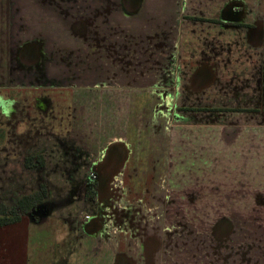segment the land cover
Masks as SVG:
<instances>
[{"label": "crops", "instance_id": "obj_1", "mask_svg": "<svg viewBox=\"0 0 264 264\" xmlns=\"http://www.w3.org/2000/svg\"><path fill=\"white\" fill-rule=\"evenodd\" d=\"M228 1L121 0L130 11L154 10L150 18L123 21L129 32L126 38L123 34L124 42H131L134 26L156 36V41L165 36L168 42L169 54L163 55L160 49L155 53V84H55L45 81L44 74L12 68L5 64L8 57L0 55L6 59L0 61V169L24 168V154L31 151L44 156L31 167L46 168L51 163L49 145L58 148L56 139H64L70 143L68 151L74 154L78 170L85 166L86 157L99 174L96 197L88 199L80 189L79 199L71 200L69 189L62 211L40 218L54 215L52 264H204L203 232L196 230V218L237 216L230 207L233 201L259 200L257 178L260 152H264L260 147L264 145V0H239L261 19L263 26L258 29L208 21L218 19ZM170 3V26L164 28L163 22L168 21L164 8ZM9 11V1L0 0V30L9 24ZM110 17L106 24L112 31L107 38L114 36L112 25L117 22ZM136 38L142 41L143 35ZM37 51L35 45L23 46L22 62L35 63ZM147 88L155 89L154 105L160 113L166 106L171 128L170 140L165 142L154 135L146 120L148 113L139 114L147 108L139 107L136 99L146 100ZM143 168L150 169L151 175L141 170L132 174V169ZM167 169L175 176H163ZM17 171L7 177L6 185L17 184ZM77 177L79 188L84 177L80 171ZM84 206L90 213L83 212ZM137 208L152 223L146 232L154 235L153 240L146 241L144 233L135 243L131 240L135 234L128 231L125 212L131 214ZM28 211L0 228L24 221ZM184 220L192 227L193 237L181 238ZM164 232L179 238L174 244L170 241L162 256L160 234ZM241 245V241L212 240L210 234L208 246L203 247V252L208 251L205 263L244 264ZM184 251L191 258L180 262L179 253Z\"/></svg>", "mask_w": 264, "mask_h": 264}, {"label": "rangeland", "instance_id": "obj_2", "mask_svg": "<svg viewBox=\"0 0 264 264\" xmlns=\"http://www.w3.org/2000/svg\"><path fill=\"white\" fill-rule=\"evenodd\" d=\"M83 1L82 3V0H16L14 6L10 7L9 24L2 25V30H0V55L6 59L8 57L9 62L3 58L0 61L6 62L5 64L10 63L14 69H27L26 71L40 77H43L44 74L45 81L68 86L116 85L122 82L139 86L144 83L155 84L158 75L152 70L157 58L155 53L160 49L163 55L169 54V50L166 51V48L170 47H167L168 42L165 36L160 41L162 44L160 45V42L156 41V36L153 38L154 35L143 33L138 26H134L131 31V42L123 41V34L126 38L129 33L123 21L138 20L139 16L140 18H150V16H154V10L140 8L130 11L123 7L121 0ZM171 6L170 3L164 8V17L168 20L163 22L164 28L170 26ZM4 13L7 21L8 15L6 12ZM110 16L117 18V22L115 21V24L112 25L114 36L107 38L106 34L112 31L106 24ZM140 34L143 35V40L138 41L137 38L134 40V37L140 36ZM6 36H10V38L3 39ZM26 45H35L39 52L35 63L30 65L22 62L21 58V48ZM145 90H149L150 93H147L152 97V100L149 102L150 96L146 100L136 99L139 107L147 108L145 112L141 108L139 114L148 113L146 120L158 140L162 137L164 142L170 140L167 134L171 128V121L168 120L166 106L160 113L154 105L155 89L147 88ZM132 113H134L133 110ZM159 114H162L161 119ZM144 117L146 118V116ZM56 140L61 146L57 148V146L49 145L51 149H48L47 157H49L48 162L50 159L51 163H48L46 168H36L37 165L31 167L36 161L44 159L39 151H31V154L30 152L24 154V168L0 169V213L4 215V220L22 213L23 210L20 209H14L13 212L9 210L17 208L23 195H28V189L38 190L40 192L39 202L44 200L45 204L49 205L47 212H54L56 215L57 212L62 211L60 210L61 206L67 202V193L70 187H78L80 179L76 178V175L79 171L84 178L92 175L91 165L87 164L90 159L85 157L83 159L85 166L82 170H78L79 166L78 162L74 161V154L72 151H68L71 149L70 143L64 139ZM260 147L264 148V145H260ZM68 154L71 155L69 159ZM263 165L264 152H260L259 176L257 178L259 200L233 201L234 204L230 205L234 206L230 207L236 210L237 216L196 218L195 228L200 232H204L207 222H211L212 240L227 243L234 241L240 243L241 241L244 264H264ZM138 170H141L143 175H145L144 172L151 175V170L146 171L144 168L132 169V174ZM15 171L19 173V175H15L14 179L17 184L6 185L7 177L10 178V175H14ZM181 171L191 172L185 169ZM153 173L152 176L156 177ZM163 176L171 177L175 174L167 169ZM164 181L161 184L164 185ZM27 182H30L29 185L26 184ZM152 186L148 184V189L154 192ZM246 188L247 185H244L243 190L246 191ZM141 191L146 193L144 186ZM69 193L68 198L73 199L71 198L72 192ZM119 193L121 194V192ZM36 196L35 191L34 196L24 201V205L28 206L29 203H33ZM74 198L76 201L79 199L76 194ZM70 204L73 206L74 202L70 201ZM64 207L69 206L65 205ZM31 209L32 206L28 208V210ZM82 210L83 212L89 211L85 210V206L82 207ZM53 217L54 215H50L44 220L35 219L27 222V218H31L29 216L25 217L24 221L0 228L1 264H52L55 241V219ZM216 226H219V231L215 234Z\"/></svg>", "mask_w": 264, "mask_h": 264}, {"label": "flooded vegetation", "instance_id": "obj_3", "mask_svg": "<svg viewBox=\"0 0 264 264\" xmlns=\"http://www.w3.org/2000/svg\"><path fill=\"white\" fill-rule=\"evenodd\" d=\"M7 1V0H6ZM10 7L12 8V5L14 6V3L16 2V0H8ZM32 1V0H31ZM86 6V5H85ZM200 19V18H198ZM254 19V21L252 20ZM256 20V21H255ZM211 22H216V23H220V24H227L228 26H235L236 28H244V29H252V28H259V26H263L261 19L259 18L258 15L251 13V10L246 9L245 4H243V2L239 1V0H231L228 1V3L226 4L225 8L222 10L221 15L218 19H212V20H208ZM92 172L93 174L90 176H86L83 181H82V186L81 187H75L72 186L70 188V191L72 192L71 198L74 199V195L76 194L78 196V198L81 196L80 195V189L82 192V196L83 194L85 195V197H87L88 199H91L92 197H96L98 192L97 189L99 188V174L96 171V169H94L91 166ZM72 200V199H71ZM49 207L48 204H45L44 200H41L40 202L38 201L37 203H35L32 206V209L29 210L27 213L29 214V216H31V218H33L34 220L37 219L39 220L42 216H44L47 212V208ZM126 216L125 219L127 220V227H128V231L130 234H135L131 236V240L133 241L138 240L137 237L141 236L142 233L145 240L147 241L148 239H154V235L153 234H147V229L148 227L152 224L150 223V220L146 217V215H143L142 212L140 211L139 208H137V210H135L133 213L128 214V212H125ZM209 216H205L203 217L204 219L207 218ZM203 219V220H204ZM185 225H183V230L181 231V238H186V237H193V229L190 225H188L186 223V221L184 220L183 222ZM134 229L133 232H131L130 230ZM214 232H215V228H214ZM137 234V235H136ZM210 234H211V223L207 222L206 225V229L202 234V251L200 255H203V260H204V264L206 261V257L205 255L208 254V251L203 252V247L208 246L209 244V239H210ZM216 234V232H215ZM173 237L175 238V240L173 241ZM178 235L176 233H161L160 234V243H161V247L163 246V253L162 250L160 249L158 252V256H160L161 259V253L162 256L165 255L166 253V249L167 247L169 248V246L178 239ZM193 239V238H192ZM156 241V236H155V240ZM171 241V244H170ZM136 241H133V243H135ZM146 243V242H145ZM184 244H188V242L183 241ZM149 244V243H146ZM205 245V246H204ZM177 246V243H176ZM184 250H187L188 247L187 246H182ZM178 248V246H177ZM200 253V251H199ZM179 261L182 262L183 260L181 258H191L188 257L186 255V252H182L179 253V257H178ZM159 259V260H160Z\"/></svg>", "mask_w": 264, "mask_h": 264}, {"label": "trees", "instance_id": "obj_4", "mask_svg": "<svg viewBox=\"0 0 264 264\" xmlns=\"http://www.w3.org/2000/svg\"><path fill=\"white\" fill-rule=\"evenodd\" d=\"M36 193H37V198H35V200L33 201V203H29V205L28 206H26V205H24V201H26L28 198H30V197H32V196H34V194H35V192L34 193H32V194H28V195H25V196H23V198L21 199V201H20V203H19V205L17 206V208H13V209H11V210H9V211H14V209H20V210H23V211H25V210H28V208L30 207V206H32V205H34L35 204V202L36 201H39V195H40V192L39 191H36ZM6 217V216H5ZM17 219H19L17 216L15 217V218H13V219H8V220H4V216L2 217H0V224H6V223H8V222H10V221H16Z\"/></svg>", "mask_w": 264, "mask_h": 264}, {"label": "built area", "instance_id": "obj_5", "mask_svg": "<svg viewBox=\"0 0 264 264\" xmlns=\"http://www.w3.org/2000/svg\"><path fill=\"white\" fill-rule=\"evenodd\" d=\"M92 174H93V172H92Z\"/></svg>", "mask_w": 264, "mask_h": 264}]
</instances>
